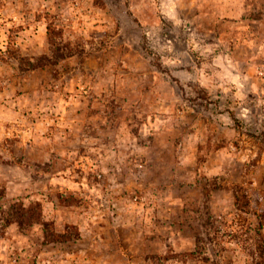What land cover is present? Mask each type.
<instances>
[{
    "label": "rangeland",
    "instance_id": "obj_1",
    "mask_svg": "<svg viewBox=\"0 0 264 264\" xmlns=\"http://www.w3.org/2000/svg\"><path fill=\"white\" fill-rule=\"evenodd\" d=\"M0 264H264V0H0Z\"/></svg>",
    "mask_w": 264,
    "mask_h": 264
}]
</instances>
